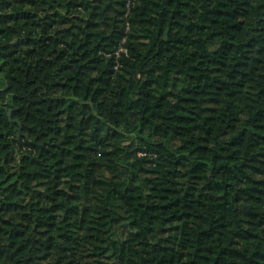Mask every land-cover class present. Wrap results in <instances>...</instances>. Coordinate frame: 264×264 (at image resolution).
<instances>
[{"label": "trees", "instance_id": "obj_1", "mask_svg": "<svg viewBox=\"0 0 264 264\" xmlns=\"http://www.w3.org/2000/svg\"><path fill=\"white\" fill-rule=\"evenodd\" d=\"M0 264H264V0H0Z\"/></svg>", "mask_w": 264, "mask_h": 264}, {"label": "built area", "instance_id": "obj_2", "mask_svg": "<svg viewBox=\"0 0 264 264\" xmlns=\"http://www.w3.org/2000/svg\"><path fill=\"white\" fill-rule=\"evenodd\" d=\"M124 42H125V40L123 41V43H124ZM120 52H127V50H126L124 47H122V48L120 49V51L117 52V55H118V56H119Z\"/></svg>", "mask_w": 264, "mask_h": 264}]
</instances>
